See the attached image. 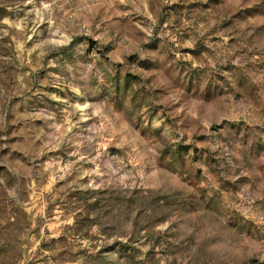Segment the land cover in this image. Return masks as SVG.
Instances as JSON below:
<instances>
[{
    "label": "rangeland",
    "instance_id": "obj_1",
    "mask_svg": "<svg viewBox=\"0 0 264 264\" xmlns=\"http://www.w3.org/2000/svg\"><path fill=\"white\" fill-rule=\"evenodd\" d=\"M0 264H264V0H0Z\"/></svg>",
    "mask_w": 264,
    "mask_h": 264
}]
</instances>
